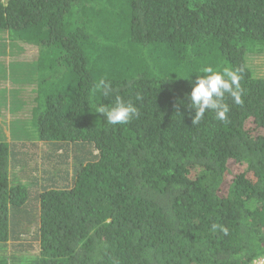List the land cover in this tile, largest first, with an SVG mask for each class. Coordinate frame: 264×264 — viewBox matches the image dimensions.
Segmentation results:
<instances>
[{"label": "trees", "instance_id": "obj_1", "mask_svg": "<svg viewBox=\"0 0 264 264\" xmlns=\"http://www.w3.org/2000/svg\"><path fill=\"white\" fill-rule=\"evenodd\" d=\"M0 29L38 47L47 154L0 141V264L264 256V0H0ZM204 66L237 69L243 103L192 125ZM117 98L139 115L112 126L95 108Z\"/></svg>", "mask_w": 264, "mask_h": 264}, {"label": "rangeland", "instance_id": "obj_2", "mask_svg": "<svg viewBox=\"0 0 264 264\" xmlns=\"http://www.w3.org/2000/svg\"><path fill=\"white\" fill-rule=\"evenodd\" d=\"M14 40L10 32L0 29V141L9 145L10 153L13 149L17 152L26 150L28 165L34 168L47 158V154L42 155L45 142L38 140L37 129L31 119V106L37 95L35 60L39 50L30 43ZM260 61L256 60L257 63ZM261 64L260 71H264V62ZM11 244L8 248L13 247Z\"/></svg>", "mask_w": 264, "mask_h": 264}, {"label": "clouds", "instance_id": "obj_3", "mask_svg": "<svg viewBox=\"0 0 264 264\" xmlns=\"http://www.w3.org/2000/svg\"><path fill=\"white\" fill-rule=\"evenodd\" d=\"M196 78L192 82L191 92L188 94L189 107L194 109L192 125H198L207 112L214 113L215 119L226 121L229 113V106L225 102L226 95L231 97L235 104L243 103V89L240 84L239 71L230 66L214 68L204 66L196 72ZM109 83L101 79L96 84V89L105 97L108 96ZM95 112L106 117L109 125L115 126L126 124L139 115L137 107L131 101H124L117 98L109 107L98 105ZM217 226L213 225L215 229ZM264 256L254 260L251 264H264Z\"/></svg>", "mask_w": 264, "mask_h": 264}, {"label": "built area", "instance_id": "obj_4", "mask_svg": "<svg viewBox=\"0 0 264 264\" xmlns=\"http://www.w3.org/2000/svg\"><path fill=\"white\" fill-rule=\"evenodd\" d=\"M264 260V259H263ZM258 264H261V262H259Z\"/></svg>", "mask_w": 264, "mask_h": 264}]
</instances>
